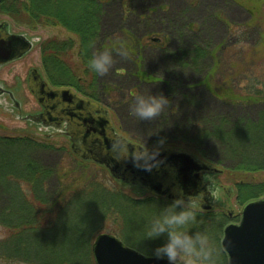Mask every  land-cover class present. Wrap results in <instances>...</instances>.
I'll use <instances>...</instances> for the list:
<instances>
[{"label": "rangeland", "instance_id": "obj_1", "mask_svg": "<svg viewBox=\"0 0 264 264\" xmlns=\"http://www.w3.org/2000/svg\"><path fill=\"white\" fill-rule=\"evenodd\" d=\"M103 7V37L112 39L114 43L127 45L130 50L128 58L114 54L110 71L100 76L107 95L99 102L109 110L108 115L116 130L129 139L153 147L158 146L159 140L164 138L163 146L186 149L201 160L223 169L221 174L214 176L218 185L227 189L220 188L217 192L220 207L213 212V216L221 222L219 224L217 220L213 221V217L208 221L216 229L219 226V234L217 232L214 240L221 249L220 264H227L226 256H222L223 228L237 219L227 218L225 210L241 211L244 203L237 198L238 184L264 182V170L249 172L233 168L234 162L229 163L227 160L233 154L222 149L218 144L220 140L213 135H208L199 142V151L193 146H186L178 135L171 132V122L168 124L165 114L156 118L162 131H154L151 124L132 116L130 107L138 93L162 92L171 98L170 106L165 110L167 113L169 111L173 123H177L179 127L197 118L211 120L212 116L218 117V122H236L243 118L257 120L258 114L264 111V0H103ZM0 19L10 23L17 32L38 37L33 60L15 62L0 70V82L3 86H11L15 80L24 76L29 63L44 73L40 49L41 43L49 37L74 41L75 45L68 54L69 62L75 74L83 77L84 68L78 56L77 37L73 33L60 26L37 25L28 28L16 24L4 15H0ZM135 43L138 48L131 51ZM197 48H206L208 57L197 62L194 55ZM183 50H187L185 56L182 54ZM207 72L209 73L206 74ZM204 77L206 80L202 81ZM175 83L178 86L174 93L172 84ZM255 98L258 99L257 102L252 101ZM26 105V110L38 108L33 98ZM42 135L26 121L11 117L0 109V152L3 156L9 159L26 156L27 161L39 163L45 170L57 168L59 177L67 172L70 175L72 166L80 160L70 151L69 141L62 136L46 138ZM4 138L15 141L5 142ZM259 147L264 150L263 145L260 144ZM260 149H255L258 153L253 152V155L260 154L264 157V151ZM216 157H223L224 164L211 161V158ZM80 170L86 173L82 175L78 171H72L74 174L69 180L87 181L91 185L99 183L107 190L119 191L134 200L150 199L143 206H128L122 217L113 214L111 218H103V230L97 235H115L143 254L151 253L157 245L164 242V238H160L139 243L146 225L168 203L152 199L149 193L139 194L135 188L119 185L106 170L90 161L84 162V167ZM65 176L62 180L56 176L50 177L45 191L55 189L58 184L66 185L69 180ZM12 181L23 193L30 207L37 206L39 215L35 226L44 229L49 219L44 214L46 207L38 205L39 202L33 199L31 187L24 179L13 175ZM6 183L0 172V264H46L44 260H48L49 251L47 247L52 242L53 235H60L61 228H56L54 232H31L19 240L17 236H21L23 227L27 225L23 224L25 222L20 223L21 212H16L15 217L11 216V199L16 202L15 211L19 209V199L13 198L12 189ZM65 218L66 216H61V219ZM61 219L58 217L56 222L63 224L60 223ZM198 222L202 224V220L198 219ZM97 235H94L92 244ZM92 260L96 264L93 254Z\"/></svg>", "mask_w": 264, "mask_h": 264}, {"label": "trees", "instance_id": "obj_2", "mask_svg": "<svg viewBox=\"0 0 264 264\" xmlns=\"http://www.w3.org/2000/svg\"><path fill=\"white\" fill-rule=\"evenodd\" d=\"M103 12V0H0V15L9 17L16 24H22L28 28L37 25L60 26L77 37L78 56L84 68L83 77H78L75 74L69 62L68 54L75 45L72 39L60 40L57 37H49L41 43L40 56L43 70L51 85L55 87H72L84 96L97 101H100L107 94L103 90L100 76L88 70L87 61L95 51L110 50L122 45L112 42V39L103 37ZM90 45L93 46L90 47ZM124 46L128 51L130 50L127 45ZM137 48L138 45L135 43L131 51L137 50ZM205 50L206 48H197L196 54H194L197 62L208 57V52L206 53ZM186 51L183 50L182 54L184 56L187 54ZM205 80L206 77L202 78V81ZM172 85L175 93V88L178 85L176 83ZM206 85L207 83H205ZM256 100L258 99L255 98L252 101L257 102ZM163 114L169 120L168 124L171 122V132L178 135L186 146H193L198 150L199 142L204 137L213 135L220 140L218 144L222 146V149L225 148L228 153L234 155H232L233 157L230 155L231 157L229 156L227 159L229 163L234 162L232 163L233 168L249 172L264 170V157L260 154L258 156L257 154L253 155V152L258 153L255 149H260V144L264 147V111L258 114L255 121L243 118L242 120H236V122H230L229 120L218 122V117L212 116L211 120L209 118H197L181 127L177 123H173L169 111L167 113V110H165ZM146 122L153 126L154 131H162L156 119ZM3 141L13 142L15 140L4 138ZM260 150L264 151L262 148ZM1 153L0 172L3 173L7 186L11 187L13 198L17 197L19 199V209L17 211H15L16 202L11 199V216L15 217L16 212H21L19 214L20 223L25 222L23 224L27 225L23 227L24 231L17 238L20 240V237L23 238L24 235L28 236L31 232L35 233V231L49 230L54 232L56 228H61L60 235H53V240L47 247V251H49L48 260H44L46 264H94L91 254L92 240L95 234L97 235L100 230H103V218H111L113 214L122 217L128 206L133 208L150 202V199H131L119 191L107 190L99 183L93 182L94 184L91 185L90 183L87 184V181L69 180L71 175L74 174L73 172L78 171L82 175L86 173L80 170L84 167V162L80 163L82 161L72 166L70 175L67 172L59 177L57 168L45 170L39 163L27 161L26 156L24 158L22 156L9 159ZM202 155L205 156L203 153ZM211 161L220 165L224 164L223 157L211 158ZM13 175L24 179L31 187L33 199L39 202L38 205L46 207L44 214H47L49 219L44 229L35 226L39 215L37 206L30 207L23 193L18 190L16 183L12 181ZM55 176L60 180L65 176L67 177L66 180L69 181L66 185L58 184L55 189L45 191L49 178ZM237 189L238 200L245 203L264 195V182L260 184L242 182L238 184ZM198 213V219L202 220V224L198 225L199 228L208 230L213 237H216L219 234V226L216 229L208 219L213 217L214 219H212L215 221L217 217L213 216L212 212ZM61 216H66L65 220L61 219ZM58 217L61 219L60 223L63 224L56 222ZM217 222L220 224L221 221L217 220ZM57 247H60V249ZM222 256L225 257L224 253Z\"/></svg>", "mask_w": 264, "mask_h": 264}, {"label": "water", "instance_id": "obj_3", "mask_svg": "<svg viewBox=\"0 0 264 264\" xmlns=\"http://www.w3.org/2000/svg\"><path fill=\"white\" fill-rule=\"evenodd\" d=\"M3 47L1 42L0 65L7 61L2 57ZM31 88L44 107L40 115L31 119L57 129L53 134L67 135L71 149L80 158L103 165L124 185L171 200L182 196L202 210L216 206L209 177L221 173V169L201 161L188 150L170 146H161L158 158L163 162L159 169L149 172L137 168L130 156L141 145L116 133L105 109L69 88L51 89L45 82ZM227 213L233 216L234 211L227 209ZM221 247L228 264H264V197L247 202L239 223L225 226ZM92 253L96 264H168L166 259L146 256L109 234L96 237Z\"/></svg>", "mask_w": 264, "mask_h": 264}, {"label": "clouds", "instance_id": "obj_4", "mask_svg": "<svg viewBox=\"0 0 264 264\" xmlns=\"http://www.w3.org/2000/svg\"><path fill=\"white\" fill-rule=\"evenodd\" d=\"M114 54L129 57L123 45L95 51L87 61L88 70L97 76L106 75L114 63ZM170 103L171 98L162 92L138 93L133 98L130 114L141 121H152L161 116ZM164 143V138H161L158 146L149 147L145 143L139 147L130 156L133 165L149 172L159 169L163 161L158 157ZM198 215L196 208L189 205L182 196L176 195L146 225L139 243L164 238L163 243L146 254L158 260L166 259L168 264H220L221 249L208 230L199 228Z\"/></svg>", "mask_w": 264, "mask_h": 264}, {"label": "flooded vegetation", "instance_id": "obj_5", "mask_svg": "<svg viewBox=\"0 0 264 264\" xmlns=\"http://www.w3.org/2000/svg\"><path fill=\"white\" fill-rule=\"evenodd\" d=\"M1 42L4 45L2 57L4 56L3 58H6L7 61H5V63L0 66V70L6 65H10L15 62L24 63L28 61V59L33 60L36 51V46L38 43V37L28 36L25 32H17L12 29L10 23H7L5 22V20L0 19V43ZM27 65L28 67L25 71L24 76H22L18 80H15L14 83L11 85L12 87H5L3 86L2 82H0V109H2L11 117L13 116L16 119L26 121L31 127L34 128L35 125H32L30 121L31 117L40 115L44 111V107L37 100L35 94L32 91L31 86H42L43 82L47 79L40 68L30 65V63ZM46 82L47 87L52 88L48 80ZM30 98H33L35 100L38 105V108H34L33 110H26L25 107L28 105V103L26 105V102H29ZM48 128H52V126ZM38 129L41 130L40 128ZM216 183L217 182L213 181L211 185V190H218L219 187ZM214 185L217 186L214 187ZM138 192L142 191L138 190L137 193ZM153 195L158 196L162 201L166 203H170L172 201L171 199L156 194ZM214 196L217 198L216 194H214ZM191 206H193L194 208L197 207L195 204H191ZM218 207H220V204ZM200 212L209 211L201 209ZM225 214H227L228 218H230L231 220L237 219L236 222L239 220V215L237 212L234 213L233 216H230L228 213Z\"/></svg>", "mask_w": 264, "mask_h": 264}]
</instances>
